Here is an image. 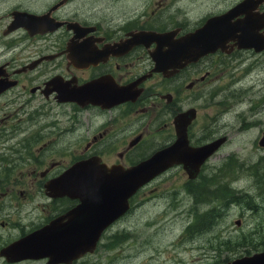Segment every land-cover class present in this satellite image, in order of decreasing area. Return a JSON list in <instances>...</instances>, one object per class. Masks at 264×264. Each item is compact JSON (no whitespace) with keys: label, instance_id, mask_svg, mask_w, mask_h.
<instances>
[{"label":"flooded vegetation","instance_id":"1","mask_svg":"<svg viewBox=\"0 0 264 264\" xmlns=\"http://www.w3.org/2000/svg\"><path fill=\"white\" fill-rule=\"evenodd\" d=\"M245 1L0 0V201L9 198L16 212L35 197L44 199L27 211H43V221L32 223L30 231L2 244L0 250L54 222L84 234L76 227L78 215H69L82 200L47 191V187L70 186L67 181L52 182L76 165L82 166L79 179L86 178L85 172L108 178L176 147L160 157V172L129 198L127 210L109 223L101 237L116 231L132 212L135 197L140 196L142 204L159 200L155 183L164 184L180 172L178 195L183 189L194 202L208 199L202 215L207 218L200 216L205 218L200 226L209 225L210 218L229 210V205L243 203L238 188L214 181L206 169L212 166L214 175L221 167L232 170L231 159L221 165L212 162L232 137L255 127L257 145L264 150L260 145L264 121L259 116L264 103H248L246 113L234 111L233 121L226 115L232 104H241L240 86H252L247 89L252 92L264 85V73L257 69L264 68L259 63L264 61V17L257 29L247 31L240 21L245 13L235 15L230 23L217 20L207 29L222 46L181 67L172 62L182 40ZM249 1L248 10L264 16V0ZM239 41L257 46L240 47ZM74 88L77 96L72 94ZM261 98L264 101V94ZM205 106L219 111L200 134L194 126ZM191 111L195 117L189 122ZM187 112V117L182 116ZM223 129L235 133H220ZM184 132L188 149L220 143L197 170L191 157L190 167L180 159L177 140ZM240 164L236 173L243 171ZM204 191L210 196L202 198ZM179 203L173 205L175 210ZM209 204L212 207L205 209ZM28 260L46 264L48 258Z\"/></svg>","mask_w":264,"mask_h":264},{"label":"rangeland","instance_id":"2","mask_svg":"<svg viewBox=\"0 0 264 264\" xmlns=\"http://www.w3.org/2000/svg\"><path fill=\"white\" fill-rule=\"evenodd\" d=\"M259 63L260 66L264 65V61ZM257 69L263 75L264 68ZM247 86H240L244 91L240 97L241 104H232V108L228 109L230 112H226L231 121L234 120V111L246 113L249 110L248 103H264L261 98L264 85L252 92L247 89L253 87ZM218 111L219 108L208 106L199 109V120L194 126L196 132L201 134L202 126L208 124ZM263 111L264 107L260 108L259 116L264 121ZM257 129L255 127L253 131H243V134L232 137L212 162L221 165L225 160L231 159L233 161L228 162L229 169L231 166L235 169L241 167L242 162L243 171L236 173L234 168L226 171L221 167L218 174L214 175L212 166L206 169V173L210 177L213 176L214 181L228 182L238 188L237 196L242 204L229 205V210L211 217L213 222H210L209 226H199L188 236V232L184 230L187 226L198 223L200 216L204 214L203 205L208 199H197L194 202V197L183 189L178 195V187L175 185L183 176L180 172L164 184L155 183L159 200L155 198L156 201L142 204L141 197H135L132 212L115 227L116 231L113 229L112 233L104 234L96 251L80 259L77 264H221L264 250V150L257 145ZM223 132L235 133L230 129H223L220 133ZM18 144L19 138L16 142V145ZM256 162H259V165ZM205 193L204 191L201 195L202 198L210 196ZM183 197L185 199H182ZM178 200L181 204L179 203L178 209L175 210L177 207L173 205H176ZM37 201L44 203L42 197H35L32 202L16 208V212L9 198L0 201V246L14 237H19L23 231H30L32 223L37 220L43 221V211L34 209L31 214H27L31 207L37 205ZM219 205L221 206L220 203ZM211 207L212 204H209L205 209ZM160 212L166 214L162 216ZM235 220H240V225H237ZM200 224L203 222L198 225ZM0 264H7L1 256ZM16 264H43V261L25 260Z\"/></svg>","mask_w":264,"mask_h":264},{"label":"water","instance_id":"3","mask_svg":"<svg viewBox=\"0 0 264 264\" xmlns=\"http://www.w3.org/2000/svg\"><path fill=\"white\" fill-rule=\"evenodd\" d=\"M244 10L250 12L247 7ZM244 10L242 8V5H238L229 13L207 21L202 29L197 30L192 35L182 40L180 42V53L176 52L173 56V66L181 67L191 61L197 60L204 54L214 51V49H216L217 47L222 46V42L218 40L212 32L209 34L207 28L213 25L215 21H220L221 19L227 20L228 23H230V20L235 15L245 13ZM240 21L244 23L246 31L250 29H257L258 27V23L256 24V21H253L252 28H250L247 24L246 17L244 19H240ZM254 44L256 43L247 44L244 42H239L237 45L240 47H252L254 46ZM161 62V59H158L156 61V63H158L159 65L161 64ZM188 115L189 112L184 113L182 116L187 117ZM193 116L194 111H191L190 117ZM177 141L181 149L180 159H184L189 154L194 153L193 155L189 156H194L192 164L197 167L196 170L198 169L200 164L217 149L218 145L220 144L219 141H216L203 145L201 147L188 149V147L186 146L187 139L185 132L183 134H179V139ZM260 145L264 146V137L260 141ZM185 165H187V167H190V164L188 162ZM159 171L160 168L157 163V156H153L147 161H144L126 171L119 172L123 175H126L124 180L121 182L115 183L108 180V185H106V187H103L91 185L94 183H98V180L90 179V186H86V188L83 190L84 193H91L89 197L94 198L96 197V191H99L100 189H107V198H101L99 204L114 205L115 201L118 199L115 209L113 206L110 210L107 211V215H102L101 217L97 216L98 218H100L97 225L94 226L92 221H86L82 225L84 229L83 235L74 234V232H77V228L75 230H71L70 226L65 227L67 230L61 228V231L58 234L56 233L58 231H54V228L56 226V223L54 222L52 226L51 224L49 225L53 227L52 230H49L48 225L43 226L40 229H36L2 248L0 250V255L6 256V260L8 262L47 257L49 260L47 264H69L72 260L76 259L81 254L92 251L94 249L99 237L102 234V231L109 225L112 220H114L116 217H119L127 210L128 198L133 195L142 184L159 173ZM82 172V166L76 165L66 171L63 175H61L54 183L61 184L72 174H78ZM114 172L115 171L113 170L112 173ZM85 176L86 178L93 177V174L85 172ZM97 178L107 179L102 177ZM79 189V180L75 185L72 184L70 186L55 188L47 187V191H50V195L52 196L71 195L73 197L80 198L81 196ZM96 202H98V199L96 200ZM89 223L90 225H88ZM226 264H264V250L262 252L235 258Z\"/></svg>","mask_w":264,"mask_h":264},{"label":"bare ground","instance_id":"4","mask_svg":"<svg viewBox=\"0 0 264 264\" xmlns=\"http://www.w3.org/2000/svg\"><path fill=\"white\" fill-rule=\"evenodd\" d=\"M251 2L249 1V0H247V1H245V3H242L241 5H242V8H243V10L250 4ZM244 12H245V17H246V21H247V24H248V26L250 27V28H252V22L253 21H256V24H257V22H259L260 23V21H258V20H260V19H262L264 16H258L257 14H253L252 12H248V11H246V10H244ZM249 40V39H248ZM240 42V41H239ZM247 44H249V43H247ZM256 44H254V46H255ZM257 46V45H256ZM75 89V88H74ZM69 90V89H68ZM67 90V91H68ZM71 90H73V89H71ZM71 90H70V92H71ZM64 91V90H63ZM66 91V90H65ZM64 93V92H63ZM72 94L74 95V96H77L78 95V90L77 89H75L73 92H72ZM74 98V97H73ZM195 117V115L193 116V117H191V118H189V119H187V121H191L193 118ZM177 123H180V124H183V123H181V122H179V120L177 121ZM175 148L176 147H172V148H170V149H168V150H165V151H163V152H160V153H157L156 155H154V156H157V163H158V165L160 164V162H159V160H160V157H162V155H164L165 153H167V152H173L174 150H175ZM194 154V153H193ZM193 154H189V155H193ZM188 155V156H189ZM186 156L187 157V159L188 158H192V160H194V156ZM175 157H176V155H175ZM186 157L184 158V159H182L181 161L182 162H184V165L185 164H187V159H186ZM78 166H81V165H78ZM160 167V166H159ZM125 176L126 175H123L122 173H115L114 175L112 174V175H110L107 179H99V178H94V177H88V178H84V179H79V177H78V174H72L68 179H66L65 181H67V184H69V185H72V184H76V182L79 180V187H80V189H79V192H80V199L82 200V204H81V206H79L78 208H76L75 210H73L71 213H69V215H78L77 216V221H78V224L76 225V227H78V229L80 230H82V231H84V229H83V224L86 222V221H92L93 222V225L95 226V225H97L98 224V222H99V220H100V218H98L97 216H99V217H101L102 215L103 216H105V215H107V211L108 210H110L113 206H114V209H115V206H116V203L118 202V199L115 201V203H114V205H101V204H99V201H100V199L101 198H103V199H106L107 198V192H108V190L107 189H100L99 191H96V194H95V196L96 197H89L90 195H91V193L89 194V192H86V193H84V189L86 188V186H90V179H96V180H98V183H94V184H91V185H93V186H103V187H106V185H108V183L109 182H107L108 180L110 181V182H121V181H123L124 180V178H125ZM62 178V177H61ZM52 183H54V182H52ZM83 183H84V185H83ZM85 195V196H84ZM209 195V194H208ZM98 199V202H96V200ZM202 201H204V200H202ZM102 203V202H101ZM84 205H85V208H83L84 207ZM102 206H107L108 207V209H105V211H100L99 209L102 207ZM206 216V215H205ZM205 216H202V217H205ZM205 218H207V217H205ZM212 220V219H211ZM236 223H240L239 221H237ZM52 224L53 223H51V226H52ZM88 225H90V223L88 224ZM44 226H47V225H44ZM48 226H49V224H48ZM51 226H49V230L51 229H53V227H51ZM207 226H209V225H207ZM43 227V226H42ZM42 227H40V228H42ZM188 227V226H187ZM186 227V228H187ZM40 228H38V229H40ZM61 228H64L65 229V226H62V225H57L56 224V226H55V228H54V230L55 229H58V230H60L61 231ZM205 228V227H204ZM203 228V229H204ZM202 229V230H203ZM57 230V231H58ZM75 230V229H74ZM199 230V229H198ZM60 231H58V232H56V233H60ZM63 231V230H62ZM184 231H187V230H184ZM183 231V232H184ZM81 232V231H80ZM80 232H78V234H81ZM63 233V232H62ZM189 236V235H188ZM114 236H112V238H113ZM102 237H99V239H98V241H97V245H98V243L100 242V239H101ZM114 239V238H113ZM97 245L94 247V249L92 250V251H88V252H86V253H84V254H81L80 256H78L76 259H78V258H80V257H82V256H84L85 255V257L88 255V254H90V253H94L95 251H96V247H97ZM74 250V249H73ZM2 256V255H1ZM3 257H6V256H3ZM16 257V256H15ZM76 259H74V260H76ZM48 261L49 260H47V263H48ZM73 261V260H72ZM229 261V260H228ZM227 261V262H228ZM13 262H16V260L15 261H13ZM18 262H21V261H18ZM18 262H16V263H18ZM46 263V264H47ZM51 264V263H50ZM70 264V263H69ZM225 264H226V262H225Z\"/></svg>","mask_w":264,"mask_h":264},{"label":"trees","instance_id":"5","mask_svg":"<svg viewBox=\"0 0 264 264\" xmlns=\"http://www.w3.org/2000/svg\"><path fill=\"white\" fill-rule=\"evenodd\" d=\"M212 218H210V222H213V220H211ZM201 220H205V218H203V219H201ZM200 221V220H199ZM199 221H198V223L197 224H195V225H191V226H188L185 230H187V232H188V235L190 236V233L192 232V231H194V229H196L197 227H199L200 225H198L199 224ZM205 223V222H204ZM202 232V231H201ZM200 232V233H201ZM199 234V233H198ZM198 234H196V235H198Z\"/></svg>","mask_w":264,"mask_h":264}]
</instances>
